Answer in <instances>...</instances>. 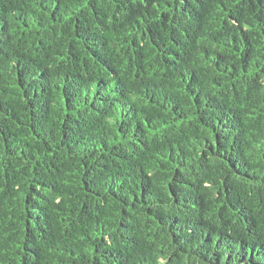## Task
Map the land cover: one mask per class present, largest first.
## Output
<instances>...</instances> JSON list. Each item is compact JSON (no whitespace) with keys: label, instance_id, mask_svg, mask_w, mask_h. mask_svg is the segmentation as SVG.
<instances>
[{"label":"trees","instance_id":"1","mask_svg":"<svg viewBox=\"0 0 264 264\" xmlns=\"http://www.w3.org/2000/svg\"><path fill=\"white\" fill-rule=\"evenodd\" d=\"M0 264H264V0H0Z\"/></svg>","mask_w":264,"mask_h":264}]
</instances>
